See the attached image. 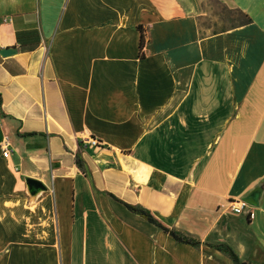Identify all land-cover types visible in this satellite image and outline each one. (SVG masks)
Returning a JSON list of instances; mask_svg holds the SVG:
<instances>
[{
    "label": "crops",
    "instance_id": "1",
    "mask_svg": "<svg viewBox=\"0 0 264 264\" xmlns=\"http://www.w3.org/2000/svg\"><path fill=\"white\" fill-rule=\"evenodd\" d=\"M207 1L0 0V264H264V0Z\"/></svg>",
    "mask_w": 264,
    "mask_h": 264
},
{
    "label": "trees",
    "instance_id": "2",
    "mask_svg": "<svg viewBox=\"0 0 264 264\" xmlns=\"http://www.w3.org/2000/svg\"><path fill=\"white\" fill-rule=\"evenodd\" d=\"M238 13L239 17H240V21L238 24L228 28V29H223V30H220L221 32H224V31H227V30H230V29H235V28H238V27H243V26H246L248 24L251 23V19L246 15L244 14L243 12L239 11V10H234ZM139 32H140V42H139V51L141 53L142 49H143V46H144V39H143V33H142V29L139 28ZM19 40V38H17ZM76 163L78 164V167L81 168V162L79 159H76ZM125 207L135 213V214H138L140 215L142 218H144L148 223L156 226L157 228H159L161 231H163L164 233L168 234L170 237H172L177 243H181V244H186V245H189V246H198L199 245V242L193 240V239H189V238H186L184 236H181L179 235L178 233L174 232V231H171V230H168L167 228H165L163 225H161L159 222H157L146 210L142 209V208H139V207H132V206H129V205H125ZM215 249L219 250V251H222V252H225L232 260L233 264H244V263H240L239 260L237 259V257L235 256V254L227 247H224V246H216Z\"/></svg>",
    "mask_w": 264,
    "mask_h": 264
},
{
    "label": "rangeland",
    "instance_id": "3",
    "mask_svg": "<svg viewBox=\"0 0 264 264\" xmlns=\"http://www.w3.org/2000/svg\"><path fill=\"white\" fill-rule=\"evenodd\" d=\"M207 12L208 15L205 20L202 19L201 25L207 28L209 33L228 29L241 20L236 11L218 0L207 1Z\"/></svg>",
    "mask_w": 264,
    "mask_h": 264
},
{
    "label": "built area",
    "instance_id": "4",
    "mask_svg": "<svg viewBox=\"0 0 264 264\" xmlns=\"http://www.w3.org/2000/svg\"><path fill=\"white\" fill-rule=\"evenodd\" d=\"M82 146L89 147L92 149H100L103 147L100 141L91 137L83 139ZM0 148L2 150V157L5 159L8 158L10 154L9 144L5 142L3 145L0 146ZM229 210L232 214L244 215L249 220H253L254 218L253 207L244 200H235L230 202Z\"/></svg>",
    "mask_w": 264,
    "mask_h": 264
},
{
    "label": "water",
    "instance_id": "5",
    "mask_svg": "<svg viewBox=\"0 0 264 264\" xmlns=\"http://www.w3.org/2000/svg\"><path fill=\"white\" fill-rule=\"evenodd\" d=\"M16 53L17 51L15 49H11V48L1 49L0 57L6 58L13 56ZM25 182L27 186V191L31 196H35L39 192L46 190V187L39 181L33 179H26ZM259 195H260V189H256L252 191L244 201L247 202L249 205L256 207L258 204Z\"/></svg>",
    "mask_w": 264,
    "mask_h": 264
}]
</instances>
